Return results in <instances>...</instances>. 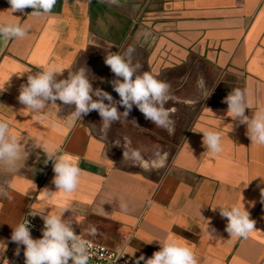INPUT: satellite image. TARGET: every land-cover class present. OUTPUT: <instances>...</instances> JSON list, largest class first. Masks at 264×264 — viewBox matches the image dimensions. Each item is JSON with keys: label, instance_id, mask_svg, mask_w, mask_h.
Returning a JSON list of instances; mask_svg holds the SVG:
<instances>
[{"label": "crops", "instance_id": "obj_1", "mask_svg": "<svg viewBox=\"0 0 264 264\" xmlns=\"http://www.w3.org/2000/svg\"><path fill=\"white\" fill-rule=\"evenodd\" d=\"M9 9L0 0V22L30 31L0 39V120L28 157L17 172L0 169V242L6 245L0 264H25V246L11 241L12 227L26 215L43 221L30 214L59 215L65 208L62 218L75 230L107 248L122 247L135 260L151 257L156 240L171 237L192 247L198 264H264V145L251 143L246 125L223 102L239 88L251 103L245 115L264 111V0H56L51 14L40 16L30 15L31 7ZM129 47L141 71L171 84L165 107L175 110L173 135L135 106L102 130L96 111L77 119L70 115L74 105L57 100L37 119L17 99L29 75L56 65L66 68L58 80L86 67L93 88L119 101L104 59ZM202 131H218L223 151L211 156ZM125 138L138 158L124 159L122 148L112 146ZM40 140L58 145L57 155L79 158L82 173L72 194L57 192L53 164L35 146ZM45 188L54 193L47 200ZM217 205L245 207L255 230L230 237Z\"/></svg>", "mask_w": 264, "mask_h": 264}, {"label": "clouds", "instance_id": "obj_2", "mask_svg": "<svg viewBox=\"0 0 264 264\" xmlns=\"http://www.w3.org/2000/svg\"><path fill=\"white\" fill-rule=\"evenodd\" d=\"M8 3L11 13L23 12L25 8L31 7L33 11L30 15L40 16L51 14L56 0H8ZM29 31L28 26L17 22H0V39L4 41L24 38ZM134 51L135 49L129 47L122 54L119 52L106 54L104 59V63L116 77L110 83L120 97L119 101L114 100L109 92L101 88H93L86 67H80L74 72L69 70L67 78L58 80L57 77L62 76L66 68L56 65L42 67V71L29 75L27 83L20 86L17 99L25 106V109L35 114L37 119L42 118L40 114L45 112L49 105H57V100L63 105H74V111L70 115L77 119H83L90 112L96 111L100 116L102 130H107L111 124L119 122L121 116L127 118L135 106L146 120L173 135L175 121L172 116L175 110L165 107L173 99L171 84L159 79V74L141 71L143 65L139 61L133 62ZM3 90L0 89V91ZM223 102L228 105L229 116L238 120L240 124L246 125V135L251 143L264 145V111L254 113L252 118L245 115V109H251L246 90L233 88L224 97ZM118 105L124 108L123 112L118 110ZM202 133V145L211 156L214 157L223 151L221 135L218 131H202ZM20 141L16 134L10 132L9 123L0 120V169L14 173L24 165L28 152L25 151L24 146L22 147ZM35 146L44 152L45 164L49 161L53 164L52 183L58 189L57 192L65 196L75 192L82 173L78 166L79 158L67 154L57 155L61 151L60 147L48 141H37ZM112 146L122 148L124 159H135L139 156L137 151L128 150L130 141L127 138L123 145L120 141H114ZM42 191L45 193L46 200L54 194L47 188ZM261 196L264 201V191ZM120 206L126 208L123 203ZM217 206H219L221 217L227 219L225 231L230 237L247 238L255 230L256 221L250 218V213L245 207ZM217 206L212 207V210L216 211ZM66 210L67 208L59 215L30 214L39 215L44 222L42 236L39 239L31 236L30 222L27 218L15 227L11 226V241L18 246H25V264H69L70 261L71 264H89L93 255L90 251V242L77 234L69 220L62 218ZM211 230L209 235L215 232V229ZM89 234L94 235L95 228L90 229ZM156 241L159 243V250L154 251L147 259L141 255L135 264H140L141 261L143 264H198L195 252L187 243L171 237ZM0 245L5 251L6 245L3 242H0ZM19 253L20 248L17 247L16 254L19 255Z\"/></svg>", "mask_w": 264, "mask_h": 264}, {"label": "built area", "instance_id": "obj_3", "mask_svg": "<svg viewBox=\"0 0 264 264\" xmlns=\"http://www.w3.org/2000/svg\"><path fill=\"white\" fill-rule=\"evenodd\" d=\"M27 218L30 222V232L38 238L42 236V228L44 227V222L37 220L29 215H26L22 221ZM21 221V222H22ZM82 238L90 242V251L93 253L89 260V264H135L136 260L130 257L122 247L107 248L99 243H96L88 238H86L80 231H77ZM140 264H143L140 262Z\"/></svg>", "mask_w": 264, "mask_h": 264}]
</instances>
